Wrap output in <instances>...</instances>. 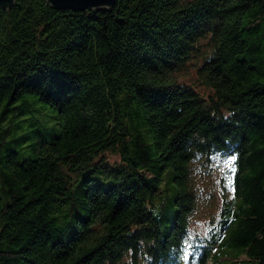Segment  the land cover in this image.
Wrapping results in <instances>:
<instances>
[{"label":"trees","instance_id":"1","mask_svg":"<svg viewBox=\"0 0 264 264\" xmlns=\"http://www.w3.org/2000/svg\"><path fill=\"white\" fill-rule=\"evenodd\" d=\"M227 156L230 192L192 231L197 171ZM230 253L264 264V0L0 7V264Z\"/></svg>","mask_w":264,"mask_h":264},{"label":"rangeland","instance_id":"2","mask_svg":"<svg viewBox=\"0 0 264 264\" xmlns=\"http://www.w3.org/2000/svg\"><path fill=\"white\" fill-rule=\"evenodd\" d=\"M194 76V67H191L188 69V73L181 74L179 79L186 82H193ZM199 90L205 92V89L202 87H199ZM109 157L111 161L117 159V156L112 155ZM218 160V165H214L212 171L209 172L207 170L206 174L197 171L198 175H196L195 183L197 186V193H200L201 199L197 201L195 212L190 218V227L192 231L203 232L209 228V226L212 224L211 220H215L218 216V205L216 199L219 198L220 193L225 194L226 192H230L229 181L231 180L233 173L231 156L223 157ZM194 163L196 166L199 165L197 162ZM193 168H195L194 165ZM214 183H217L218 186H216ZM227 251L230 252L231 250ZM231 254L232 253L228 254L229 256L226 258L221 257L218 261H214L212 264H241L238 261H233Z\"/></svg>","mask_w":264,"mask_h":264},{"label":"water","instance_id":"3","mask_svg":"<svg viewBox=\"0 0 264 264\" xmlns=\"http://www.w3.org/2000/svg\"><path fill=\"white\" fill-rule=\"evenodd\" d=\"M46 2L57 9H72L77 11L82 10H109L111 9L116 0H46ZM15 3V0H0V7L8 10Z\"/></svg>","mask_w":264,"mask_h":264},{"label":"snow or ice","instance_id":"4","mask_svg":"<svg viewBox=\"0 0 264 264\" xmlns=\"http://www.w3.org/2000/svg\"><path fill=\"white\" fill-rule=\"evenodd\" d=\"M235 159H236L235 156H232V157H231V160H232V161H234ZM232 171L235 172V167H234V166H233V168H232ZM229 182L231 183V180H230ZM183 258H184V259H187V253H185V256H184Z\"/></svg>","mask_w":264,"mask_h":264}]
</instances>
